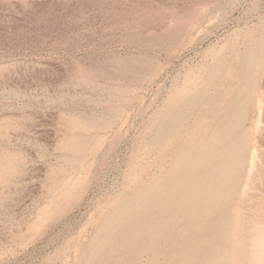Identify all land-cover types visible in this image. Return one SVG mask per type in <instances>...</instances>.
Returning a JSON list of instances; mask_svg holds the SVG:
<instances>
[{"label": "rangeland", "instance_id": "374dc122", "mask_svg": "<svg viewBox=\"0 0 264 264\" xmlns=\"http://www.w3.org/2000/svg\"><path fill=\"white\" fill-rule=\"evenodd\" d=\"M0 264H264V0H0Z\"/></svg>", "mask_w": 264, "mask_h": 264}]
</instances>
